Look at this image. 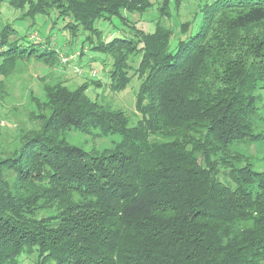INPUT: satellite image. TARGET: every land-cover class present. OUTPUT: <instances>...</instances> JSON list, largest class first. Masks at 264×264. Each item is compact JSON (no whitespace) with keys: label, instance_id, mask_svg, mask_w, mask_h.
Segmentation results:
<instances>
[{"label":"trees","instance_id":"obj_1","mask_svg":"<svg viewBox=\"0 0 264 264\" xmlns=\"http://www.w3.org/2000/svg\"><path fill=\"white\" fill-rule=\"evenodd\" d=\"M183 1L163 0L145 31L130 16L152 0H10L24 18L54 13L71 44L88 32L80 52L112 56V91L143 80L134 125L89 96L98 81L45 86L48 113L0 150V264L34 249L36 264H264V169L235 149L264 140V0H197L192 18L165 23ZM116 18L133 36L103 40L97 22ZM15 33L1 29L0 75L63 61L50 34L21 47ZM70 129L120 140L97 153L66 141Z\"/></svg>","mask_w":264,"mask_h":264},{"label":"rangeland","instance_id":"obj_2","mask_svg":"<svg viewBox=\"0 0 264 264\" xmlns=\"http://www.w3.org/2000/svg\"><path fill=\"white\" fill-rule=\"evenodd\" d=\"M154 8L146 14H134L130 17L137 22V27L145 31H152L155 28V21L159 15L158 5L163 0H152ZM173 2V0H172ZM171 6H173L171 4ZM199 9L197 0H184L176 16L171 20L165 19V23L176 28L175 22L185 21L193 17ZM178 16V17H177ZM177 19V20H176ZM35 22V25H33ZM12 24L16 29L11 39L22 38L21 47L32 41L43 42L49 34L51 44L59 50V57L75 56L68 61H61L58 65H48L43 61L32 57L19 61L7 76L0 75V150H13L21 143L27 131L36 129L41 122L40 115H46L48 110L41 105L46 104L44 89L46 85L57 84L66 85L74 90L84 82H100L99 86L92 85L88 94L97 99L98 102L116 109H122L130 116V125H134L140 114L135 108L136 94L142 82V78L135 76L126 89L115 92L110 89V70L112 69L113 58L110 54L93 52L89 50L90 43L85 45V53L81 54L82 40L88 32L80 31L73 39L67 30H63L66 23L62 19H56V15L37 16L35 19L24 18L23 12L10 5V0H0V32L4 25ZM96 26L103 31V40H110L114 36H133L135 32L130 27L121 24L116 18L112 23L99 21ZM97 39H95L96 41ZM83 55V56H82ZM141 54L130 56L132 70L138 67ZM261 96L259 108L264 113V81L262 88L258 90ZM93 133H86L76 129L65 131L62 136L69 143L83 147L88 151L101 153L110 150L120 140L119 134L98 135V131L93 129ZM235 149L246 153L249 161L257 169H264V140L255 143H240ZM225 168H221L218 178L225 180ZM38 252L24 251L20 255V264H36Z\"/></svg>","mask_w":264,"mask_h":264},{"label":"built area","instance_id":"obj_3","mask_svg":"<svg viewBox=\"0 0 264 264\" xmlns=\"http://www.w3.org/2000/svg\"><path fill=\"white\" fill-rule=\"evenodd\" d=\"M71 57L74 58L75 56H70V57H68V56H63V57H62V60H63L64 62H66V61H68Z\"/></svg>","mask_w":264,"mask_h":264}]
</instances>
